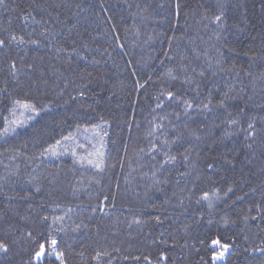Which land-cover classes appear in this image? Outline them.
Wrapping results in <instances>:
<instances>
[{
	"label": "trees",
	"instance_id": "obj_1",
	"mask_svg": "<svg viewBox=\"0 0 264 264\" xmlns=\"http://www.w3.org/2000/svg\"><path fill=\"white\" fill-rule=\"evenodd\" d=\"M0 40V264H264V0H4Z\"/></svg>",
	"mask_w": 264,
	"mask_h": 264
},
{
	"label": "snow or ice",
	"instance_id": "obj_2",
	"mask_svg": "<svg viewBox=\"0 0 264 264\" xmlns=\"http://www.w3.org/2000/svg\"><path fill=\"white\" fill-rule=\"evenodd\" d=\"M4 3V0H0V4H3ZM222 16H223V13H221L220 15H216L215 16V21L219 24L221 21H222ZM25 20H27V17H25ZM11 39L12 40H16L17 37L15 35L11 36ZM21 42H23V38H21ZM4 41L3 40H0V47H3L4 46ZM33 43H35V41H33ZM193 71H195V69H193ZM200 75L202 76L203 75V72L200 73ZM177 77H173V79H176ZM187 82V81H185ZM141 87H143V85H141ZM161 95L162 96H166L167 100L168 101H172L173 100V97L175 96V99L178 103H182L183 106H184V115L185 116H188L189 113L193 110L194 108V104H193V101L191 100H186V99H183V95H175V93L171 90H168L166 92H161ZM228 98V93H225L224 94V98L221 99L219 101V104L218 106L221 107V108H224L226 107V100ZM157 99L159 100V97H157ZM17 103H19V101H17ZM212 101L209 99L207 101V103H205L204 101H198L196 103V110L197 111H202V112H211L212 111ZM22 107L26 108V109H31L32 111H36L35 109V106L33 105H29V104H23ZM163 107V104L162 103H157V108H161ZM231 115V114H229ZM177 119H179V114L177 115ZM229 125L232 126V125H238L239 124V119H230L228 121ZM157 127H161V125H157ZM248 128L249 129H252L254 128V125L252 123H249L248 124ZM225 135L226 136H231L233 135V132L231 131H226L225 132ZM251 135H254V133H251ZM177 139H179V137H177ZM197 139H199V137H197ZM165 144L168 143L167 140L164 141ZM153 151H155V148H153ZM154 158V157H153ZM185 159H187V156L185 157ZM176 161V157L174 155H171V156H167V158L164 160L163 164H161V167L164 166V164H168V163H175ZM228 163H231V161H227ZM99 166V165H97ZM209 167H212V165H209ZM232 189L229 188L228 191H231ZM37 191H39V189H37ZM203 199H208V195L205 194ZM45 219H47L45 217ZM56 223V219L54 218L53 219V224ZM44 241L45 242H42L38 245L37 247V250L34 252V259L36 260L37 264H46V261L48 259L49 256L51 255H54L56 257V259H58L60 261V264H64V261H63V252L59 250L58 248V241L57 239L55 238H52L51 237V233L49 232L48 235L46 237H44ZM213 243H216V244H219V241H213ZM46 244H47V250H46ZM221 248H226L227 245H220ZM0 250H3V251H7V247L4 243L0 242ZM99 255L100 254H97V259H99ZM136 259H139V257H136Z\"/></svg>",
	"mask_w": 264,
	"mask_h": 264
},
{
	"label": "water",
	"instance_id": "obj_3",
	"mask_svg": "<svg viewBox=\"0 0 264 264\" xmlns=\"http://www.w3.org/2000/svg\"><path fill=\"white\" fill-rule=\"evenodd\" d=\"M220 245H223V244H221V243H219V244L213 243L212 244V247L220 249L219 254L213 256L214 264L225 263L228 256L231 254L232 249H233V247L229 246V245H227L226 248H221Z\"/></svg>",
	"mask_w": 264,
	"mask_h": 264
}]
</instances>
